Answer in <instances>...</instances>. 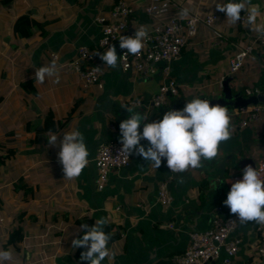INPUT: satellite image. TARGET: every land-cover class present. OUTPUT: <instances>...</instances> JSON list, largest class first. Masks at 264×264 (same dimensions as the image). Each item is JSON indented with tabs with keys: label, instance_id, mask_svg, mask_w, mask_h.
<instances>
[{
	"label": "crops",
	"instance_id": "obj_1",
	"mask_svg": "<svg viewBox=\"0 0 264 264\" xmlns=\"http://www.w3.org/2000/svg\"><path fill=\"white\" fill-rule=\"evenodd\" d=\"M118 1L0 0V247L15 250L8 264H87L79 259L83 249H73L71 240L82 234L83 230L77 233L82 223L91 225L101 216L107 218L104 227L115 253L105 264H175L173 257L189 245L190 231L213 228L219 207L231 214L222 201L231 183L241 178L243 161L250 159L257 167L263 156L264 106L258 119L242 126L244 109L228 105L231 136L201 168L171 175L163 159L156 169L133 153L127 165L109 172L103 189L97 188V150L103 143L119 141V124L129 114L126 107L154 121L171 107L182 108L193 96L222 97L226 79L232 94L244 97H249L244 88L264 84L259 85L264 72L260 36L246 23L226 20L214 4L222 0H171L173 5L158 17L145 12L149 0H124L134 10L124 35L134 34L140 25L150 29L172 18L184 21L187 17L179 15L183 7L200 17L215 14L218 20L212 26L199 24L168 72L161 62L153 65L150 75L123 71L119 62L116 67L103 64L99 53L107 47H99L102 26L95 17L110 19ZM248 3L260 7L258 20L264 23V0ZM22 15L30 18L25 28L18 25ZM82 45L95 52L93 64L104 72L86 89L78 73L64 66L78 57ZM247 45L251 51L231 73L230 59ZM53 59L59 82L55 76L37 82L35 67ZM170 79L180 85L178 95L167 94L165 106L152 105L153 96ZM130 100L140 104L131 105ZM72 128L84 134L89 164L80 176L67 179L58 160L59 147L48 145L47 136ZM170 175L167 189L172 201L163 205L158 190ZM258 225L238 221L230 234L241 240L238 264H264Z\"/></svg>",
	"mask_w": 264,
	"mask_h": 264
},
{
	"label": "clouds",
	"instance_id": "obj_2",
	"mask_svg": "<svg viewBox=\"0 0 264 264\" xmlns=\"http://www.w3.org/2000/svg\"><path fill=\"white\" fill-rule=\"evenodd\" d=\"M214 4L217 10L225 13L226 20L233 24L238 21L246 22L251 31L264 37V23L258 20L261 16L258 5L250 4L248 0H222ZM193 12L191 7H183L179 15L182 18L192 17ZM147 37L148 33L143 26L135 27L134 34L119 36V47L126 49L127 53L139 54ZM244 55L241 52L235 58L234 68H239ZM99 56L103 64L111 67H116L119 60L124 59V54L118 56L115 45H108ZM53 76L58 83L55 59L49 64L35 67L34 77L37 82L44 83ZM126 108L129 114L119 124L120 152L125 157L133 153L139 154L156 169L161 165L162 159L171 172L175 173L189 168H201L204 161H210L218 155L220 143L231 136V117L227 108L204 96H193L182 108L171 107L163 113L161 119L154 121H149L137 109ZM142 140H146L147 145L141 143ZM47 144L59 147L57 155L65 178L80 176L82 170L88 166L89 149L79 128H72L60 135L52 132L47 136ZM217 182L218 180L213 181L214 187ZM222 203L228 207L230 213L236 214L240 223L254 221L264 225V178L261 177L260 170L245 165L241 169V178L231 183ZM106 223L107 218L101 216L91 225H80L77 233L83 230L82 234L71 240L73 249H83L80 261H86L87 264H105L106 258L114 256L115 253L109 245L110 233L104 227ZM14 251L11 246L0 247V264L12 261ZM31 259L29 252L27 261L30 262Z\"/></svg>",
	"mask_w": 264,
	"mask_h": 264
},
{
	"label": "built area",
	"instance_id": "obj_3",
	"mask_svg": "<svg viewBox=\"0 0 264 264\" xmlns=\"http://www.w3.org/2000/svg\"><path fill=\"white\" fill-rule=\"evenodd\" d=\"M172 5L171 0H149L144 10L148 15L158 17L167 12ZM133 13L134 10L128 3L120 0L113 6L110 12V19L103 16L95 17V21L102 26L99 47L103 49L108 47V45H115L118 56L124 54V59L119 60L121 69L123 71L142 72L145 75L152 74L155 71L153 65L160 62L165 64L164 69L168 72L170 62L180 57L189 39L197 32L199 24L212 26L218 20L217 15L208 14L205 17L193 15L192 17H187L184 21L179 18H172L169 22L155 25L150 29H147L145 25H140L147 31L148 37L139 54H130L126 52V49L119 47V36L124 35L127 30L128 19L132 17ZM260 43L264 46V37L262 36H260ZM251 49V46L247 45L230 59L231 73L236 72L241 67L246 54ZM241 52L245 53L242 57V62L239 68H234L235 58ZM53 57L56 58V54ZM95 57V52L91 51L88 46L82 45L78 49V57L64 65L67 71L78 73L85 89L92 84L98 83L104 74L100 68L93 64ZM179 87L180 85L175 80L170 79L166 85L158 89L151 100V104L156 107L165 106L168 103L166 95L177 96ZM244 92L247 96L264 95V84L258 87L244 88ZM129 102L131 105L140 104V100H130ZM263 106V103H258L253 104L249 109L243 108L245 117L242 118L241 125L244 126L248 122L258 119ZM120 149V140L106 142L99 146L95 157V165L98 172L96 178L98 189H103L111 170L121 168L129 163L131 154L125 157L120 152ZM257 168L261 172V177L264 178V153ZM168 170L171 175L175 173L171 172L169 168ZM171 175L160 184L158 190V201L163 205H167L172 201L167 189V183L172 178ZM237 227L238 219L236 214H228L223 208L219 207L215 215L213 228L205 231H190L189 245L184 252L173 257L174 263L214 264L220 261L221 264H238L237 254L241 240L230 237V234ZM258 231L260 235L259 253L264 257V225H258ZM223 251L225 256L221 258Z\"/></svg>",
	"mask_w": 264,
	"mask_h": 264
},
{
	"label": "water",
	"instance_id": "obj_4",
	"mask_svg": "<svg viewBox=\"0 0 264 264\" xmlns=\"http://www.w3.org/2000/svg\"><path fill=\"white\" fill-rule=\"evenodd\" d=\"M229 79H226L223 83V96L217 99L210 100L211 102L221 103L223 106L234 105L238 108H247L250 104L264 103V95H252L244 97L240 94H232V88L229 86ZM245 165H251L256 168L255 163L250 159L243 161V167Z\"/></svg>",
	"mask_w": 264,
	"mask_h": 264
},
{
	"label": "trees",
	"instance_id": "obj_5",
	"mask_svg": "<svg viewBox=\"0 0 264 264\" xmlns=\"http://www.w3.org/2000/svg\"><path fill=\"white\" fill-rule=\"evenodd\" d=\"M9 1H11V0H1V2H4V3H7V2H9ZM29 23H30V18H29L28 15H22V16H20L19 19H18V25H19L21 28H25V27H27V24H29ZM28 33H30V31H29ZM263 83H264V72H263V74H262V77H261V80H260V82H259V85H262Z\"/></svg>",
	"mask_w": 264,
	"mask_h": 264
}]
</instances>
